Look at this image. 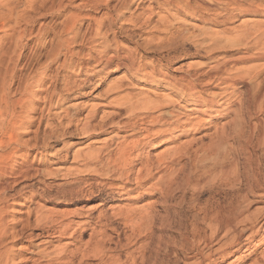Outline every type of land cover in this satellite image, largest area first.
Instances as JSON below:
<instances>
[{"label":"rangeland","instance_id":"1","mask_svg":"<svg viewBox=\"0 0 264 264\" xmlns=\"http://www.w3.org/2000/svg\"><path fill=\"white\" fill-rule=\"evenodd\" d=\"M10 1L13 3L12 6L14 9L18 11V14H25V16L23 14L25 22L24 19L19 20V23L16 25V30H25V36L18 45H14V36L10 29V26L13 24V17L10 18L11 20L8 17L4 18V20L8 18L5 22V26L7 24L6 27L9 28H7L8 30H6L5 26L3 28L4 30L0 29L2 30L0 31V45H2V51L5 53L0 54V90L2 88L1 83H4L7 91L6 100L8 102V114L4 113L5 115L0 116V123L4 118L6 125H9L6 126L7 129L14 135L12 140H8L7 138L4 139L7 144L0 147V153L7 154L8 152H15L11 155V160L8 161V170H12L13 173H9L8 177L0 175V207L5 206L4 216L6 228L10 232H14L13 235L9 234L6 238L4 246V248L8 247L9 253L12 254L13 261L11 264H28L23 260L29 257L33 250L47 246L41 244L43 240L42 237L36 236V234L39 233V229H28L23 235H18L16 233L26 219L29 211H31L30 213L36 210L42 212L55 211L54 213L58 212V214H61V212L67 213L68 215L63 218L70 220L72 219V212L75 210L82 213L91 212L92 216L97 215L100 211L105 213L106 216H112L111 212L120 205H126L128 209H131V207L144 209V207L148 205H153L155 210L157 212L159 211L158 213L156 211L154 213L156 215V219H154L156 225L154 224L153 227L146 229L141 235L135 238L131 237V243L127 244L128 240L126 236L130 234V231L125 229L122 230V227L119 225L116 226L115 224L113 230L106 231V235L112 239L109 243H105L104 241V246L106 244V247L110 248L106 256L101 255L100 258L91 256L86 260L88 264H104L110 257H119V259L123 261L125 259L130 260V254L131 257L133 255V257H137L139 260L135 259L140 264H185L187 261L195 260L197 257L190 260L187 259V257L190 251L194 252V250L197 249L199 244V242H197L199 239H197L196 230H193L196 221V224L201 227L199 223L200 216L202 215L200 208H203V206L211 210L215 208L221 209L222 207L226 208L231 205L233 200L234 202L237 200L236 195L234 196V193L229 190V188H226L227 186L223 183L224 181L221 183L216 180V183H214L215 181L212 179L213 182L210 179L209 182L206 179V181H202V177L196 179L200 163L202 165V158L200 160L199 156L196 158L192 156L193 158H191V160L188 158L182 160V162L184 161L182 163L183 170L191 176V179H187V181H190L186 182V179H184L185 174H181V178H179L180 176L177 178V182L175 181L167 197H161L159 193L147 192L146 188L149 185L147 184L143 189L139 188L137 191H131L126 196H121L118 193L113 194L110 199L101 201V205L99 199L86 201L79 199V196V198L73 197L72 199L60 198L59 189L62 187L60 185L65 183L67 179H70L68 177L61 179L60 176L47 177L42 174L33 176V173L37 170L42 171L43 169H60L64 171L67 168H71L73 164L72 154L74 151L82 148L85 149L89 145H100L102 143L101 141L104 140L103 138L109 136L108 134H104V136L101 135L93 138V141L92 139H84L80 141L81 143H76L75 145H71V147L68 146L67 140H76L75 138L77 135L74 134L75 131H71L74 130V125L72 124L67 127L68 132L66 131V125L64 126V124L67 117L64 116L65 112L63 110L66 109L65 111H69L70 113H68L72 114L71 118H75H72L73 120L80 121V118L86 113L88 107L96 103L98 105H95L98 111V119L99 116L104 114L107 110V112L112 111V108L103 105L106 103H103L104 90L108 84H121V82L129 84H125L123 91H121L122 93H119L117 96L126 92H128L126 94H133V92L138 93V90H141L138 88L146 86L147 83L140 81L138 77L131 72L133 71L132 69L129 70L128 67L120 64L119 57L121 55L131 54L132 58L130 60H133V66L145 65L149 67L154 61L152 64L163 67V65H159L157 59L159 56L166 55L170 52L169 55L172 58L166 68H168L171 73L179 75L184 72H191L198 67H207L215 56H234V53L238 54V52L234 47H227L225 48L226 50L224 49L225 52L223 49H221L222 51H215V53L212 54L214 57L212 56L209 58L206 57L207 54H205L202 49L196 48L187 41L185 42L183 39L185 38L184 36L188 37V35L192 36L201 32H223V34L227 35L234 34L237 29L236 27H239L241 23L264 21V16L257 14H238L235 18L224 19L219 23H214L209 21L214 17L212 13H203L205 5L201 0H174L176 3H168L166 2L167 0H128L126 1L127 4L125 2V4L122 3V0H104L102 3H99L96 8L86 6L82 3L86 0H70V2L67 0H36L32 8L27 7L28 3L26 0ZM40 1L45 2L40 4ZM88 1L91 3L93 2V0ZM24 2L26 3V7ZM189 4L192 7H196L197 11L193 13L188 11L185 6H189ZM3 11H5V8H3ZM70 14L77 15L78 19L73 29L75 33L74 39L68 45L71 52L64 54V49L58 46V42L66 38L67 33L64 31V28L69 21L68 17ZM178 26H181V29ZM184 27L187 31L184 30ZM97 28L103 33V38L106 37L105 42H101V37H97L94 41L96 43L100 42L99 46H97L98 44H96L95 47L92 46L91 40L89 43L82 42L84 39L87 40V38H91L89 36H91ZM172 33L174 34L173 37L177 35L182 38L177 37L175 39L170 35ZM169 36H171V39L168 38ZM99 51H103L107 53V55L111 54L112 60L110 65H108V69L94 73L91 69L84 66L85 64L86 66H90L92 63L88 54H90V57H95ZM63 61L64 66H62ZM128 61L129 60H125L126 63ZM260 62L263 61L254 60L247 63H237V65L239 67L241 65L250 66L260 64ZM130 63L128 65H130ZM230 65L234 66V62ZM130 73H132V76ZM37 79H40L42 82ZM64 84L74 87L72 88L74 91L70 93L72 95L67 99L58 101L56 94L57 92L60 94H63V92L65 93L63 89ZM250 86L255 87V83L254 85L253 83L252 85L251 83L238 85L239 90L242 91L241 95L243 96L241 102L243 105L246 100V106H242L241 109V115H244V117L241 116V118H245L242 120L243 125L241 124L244 131L243 137L228 140V143H231L228 144L230 147L224 149H226L225 151L228 152L229 156H231L235 162L234 164L236 166H234L236 170H234V174L236 172L239 177L235 176V174L234 179H246V175L249 174L252 168L258 173V179L262 181L264 180V155H262L264 153V144L262 145L263 147L257 145V134L263 137L261 134L264 133V108L260 110L259 108H255L257 102L255 103L251 100L250 96L254 95L253 91L256 88L253 89ZM135 88H137V90ZM132 90L133 92H130ZM251 90L253 93L250 95L249 91L251 93ZM247 91L248 94L245 93ZM70 94H64L63 96L66 97ZM248 96L250 99H248ZM112 97H114V95ZM247 100L249 102H247ZM251 101L252 103H250ZM247 103L249 105L251 104L249 108L247 107ZM2 105L4 104L2 103ZM235 106L238 107L239 104L238 106L235 104L234 107ZM252 106H254V108ZM60 109H62V111L58 112ZM247 114L253 117L251 116V118L249 115L248 118ZM62 116L63 118H61ZM78 118L80 120H78ZM230 118L231 116L218 117L217 115H213L212 122L209 125L201 124L198 130H195V132L192 130L193 132L191 131V133L187 132L183 134L184 136L181 135L180 138L178 137L176 141L178 143L185 142V140L188 141L187 138L190 139L189 137H191L190 140H193L194 147L196 146L195 143L198 145L206 144L209 141L208 133H211L214 130L213 128L217 126L220 127L226 121L228 122ZM200 119H202V116ZM244 121L245 123H243ZM10 123L14 124L12 125ZM251 125H255V128ZM56 127H59V129ZM56 129V133L65 131L64 134L66 136H63V138L60 137L62 140L57 138L58 141L53 140L51 141L52 143L48 141L49 147H47L44 153H37L35 149H31V146L34 144L42 146V143L46 142L45 135L47 133L53 134ZM251 129H254V131ZM3 136L0 130V140L3 139ZM99 139L102 140L98 142ZM177 142L176 144H178ZM88 143L89 145H87ZM167 144L168 143L164 142L160 147L152 148L150 146L145 148L142 150V157L152 156V158H154L158 152L164 150V148H168V146H173L175 143ZM63 145L66 147H62ZM58 147H62V149L57 150ZM221 147L218 148V151L219 149L221 150ZM224 149L222 148V153H224ZM248 151H250V155H253L255 152L257 155H254L258 158V161H252L250 170L245 162L246 156L249 154ZM213 152L214 151L210 153L212 154L211 156L210 154H208L209 156L207 155L208 158L212 159L215 157L213 154L217 151L215 153ZM218 157L216 158L218 159ZM231 157H228L226 160L228 161ZM228 162L225 161L226 164ZM206 163L210 164L211 160H207ZM192 170H195V174ZM18 172H24L25 176H19ZM162 173V169L161 171L159 170L157 174L155 173L153 182L157 181V177ZM187 173L186 175H188ZM82 178L86 179L88 177ZM93 179H95V177ZM95 180L99 181V178ZM5 181L9 182V187H6L7 189H4ZM191 181L193 182L192 184ZM186 183H189V185H185ZM56 187H58V191ZM240 187L242 188L241 185ZM52 189L54 191H52ZM56 194H58V196ZM251 199L255 198L251 197ZM203 204L207 205V207ZM251 206L252 210L253 207L259 206V204L253 202ZM196 212H199V215ZM33 217L32 215L30 219H33ZM195 219L196 221L194 222ZM159 221L162 222L160 223ZM148 230L149 232H147ZM89 232L90 231L87 230L84 235H80V239L77 243L69 245L68 250H74L87 241ZM194 232L196 233V238H194L192 234ZM116 233L119 234L118 237H116ZM202 233H204V231L201 232V234ZM205 233H207V231ZM142 234L146 236L144 235L143 237ZM65 240L66 239L55 240L46 248L48 250L56 247L57 249H61L63 246L61 244L65 242ZM140 246L142 247L140 248ZM215 246L216 245L212 244V247ZM251 250L239 254L241 259L235 264H253L252 262L255 260L258 261V259V264H260V262L263 264L264 243L259 244L254 250ZM129 252L130 254L128 256L127 254ZM233 258L232 255H228L224 261H218L216 264H227Z\"/></svg>","mask_w":264,"mask_h":264},{"label":"bare ground","instance_id":"2","mask_svg":"<svg viewBox=\"0 0 264 264\" xmlns=\"http://www.w3.org/2000/svg\"><path fill=\"white\" fill-rule=\"evenodd\" d=\"M26 1L28 3L27 7L32 8L36 0ZM67 1L70 2V0ZM103 1L104 0H93V2L91 3L90 1L86 0L82 3H84L86 6L96 8L98 4L102 3ZM126 1L128 0H122V3H126ZM201 1L205 5L203 13H212V16L214 15V17L211 16V20H208L214 23H219L224 19L235 18L238 14H257L264 16V0ZM44 2L40 1V4H43ZM166 2L176 3V1L174 0H167ZM24 4L26 7L25 2ZM12 5L13 3H11L10 0H0V29L4 30L3 28L8 18H14L13 24L12 26H10V29L13 32L12 35L14 36V45L16 46L22 41L25 36V30H16V25L19 23V20L24 19L25 22V18L23 17L24 13L18 14V11L14 9ZM185 7H187V10L191 13L197 11L196 7H192L190 4L189 6ZM3 8H5V11H3ZM203 15L201 16L205 17ZM6 17L8 18L4 20V18ZM68 18L69 21L66 23L64 28V31L67 33L66 38L58 42V46L64 49V54L71 52L68 45L74 39L75 33L73 32V29L78 19L77 15L74 14H70ZM178 27L180 28L181 26ZM7 28L8 27H6V30L9 29ZM236 28L237 29L234 34L228 35L223 34V32H201L199 34L196 33L192 36L188 35V37L184 36L185 38L183 39L185 42L187 41L188 43L194 45L196 48L202 49L204 53L207 54L206 57L211 58L213 56L212 54L215 53V51L221 49H223L224 51V49L227 47H234V49L237 50L238 54L234 53V56H213L214 58L212 59V62L210 64L208 63L209 65L207 67H198L191 72L188 71L179 75L171 73L170 70L166 68L172 58L169 55L170 52L166 55L159 56L157 59L159 65H163V67L165 68L152 64L154 61L149 65V67L145 65L133 66L134 62L132 63L133 60H130L132 58L131 54L121 55L119 57L120 64L125 65L129 70L132 69L133 71L131 72H133V74L137 76L140 81L146 82L147 85L142 86L143 88H138L141 90H138V93L136 92L137 94L132 90L130 92H133V94H126L128 93L126 92L124 93L125 95L121 94L123 96H117L119 93H122L121 91H123V87H125V84L128 83L124 84L123 82H121L120 84L118 82L119 84H116L114 82L115 84H108V86L104 90L103 95V103H106L102 104L106 105V107L108 106V108H112V111L107 112V110V113L103 111L104 114H102V112V115L99 116L98 119V111L95 107V105H97L96 103L95 105L92 104L90 107H88L86 113L82 118H80L81 120L78 118V120L80 121L76 120L77 122L72 119L74 117L71 118L72 114H69V111H65L66 109L63 110L65 112V115H63L67 117L64 124V126L66 125V131L67 127L72 124L74 125V130L71 131H75L74 134L77 135L75 138L76 140H67L68 146L71 147V145L81 143L80 141L84 139H92L93 141V138L101 135L104 136V134H108L109 136H105L100 145H89V142L87 144L89 146L87 147L86 145L87 148H82L83 150L79 149L77 151L73 150V164L71 168H67L64 171H61L60 169H43L42 171L37 170L33 173V176L42 174L47 177L60 176L61 179L68 177L70 179H67L65 183L60 185L62 186L61 189H59L60 198L72 199L73 197L79 196V199H83L86 201L99 199L101 205V201L110 199L111 195L113 194L118 193L121 196H126L131 191H137L139 188L143 189V187L147 184H149L146 188L147 192L159 193L161 197H167L170 194L171 188H173V184L175 183V181L177 182V178L181 174H185L184 179H186V182L190 181H187V179H191V176L183 170L182 163L184 161L182 162V160L184 158H188L191 160V158H193L192 156H194V158L199 156L200 160L202 158V165L200 163V168H198L199 171L196 174V179L202 177V181L208 180V182L209 179H212L215 181L214 183H216V180L220 181L221 183L224 181L223 183H225V186H227L226 188H229V190L234 193V196L236 195L237 200L235 202L233 200L231 205L227 206L226 208L222 207L223 209L220 207L221 209L215 208L211 210L210 208H204V206L203 208H200L202 215L200 214L201 216L199 219V223L201 224V227L196 224L197 221L195 219L194 222H196L194 224V230L192 229L193 231L196 230L195 232L198 236L197 239H199L197 242H199V244L197 243L198 247L194 250V252L190 251V249V254L188 255V257L186 256L189 260L193 258L195 259L196 257L197 258L195 260L187 261L188 263L185 262V264H216L218 261H224V259L228 255H232V257L234 258L227 264H235L241 259V256L239 254H242V252H247L251 249L254 250L259 246V244H263L264 180L261 179L263 182L260 181V179H258V173L252 168L250 170L252 161H258V158L255 156L257 154H255L254 152L255 155H250V151H248L249 154H247L245 162L246 165L249 166L250 171L249 174L246 175V179H234V175L236 174V172L234 174L236 165L234 164L235 162L232 157L229 156L228 152L225 151L226 149L224 148L230 147L228 145L230 143H228V140L243 137L244 131L241 124L242 120H244L245 118H241V109L242 106L244 107L246 100L243 105V103L241 102L243 95H241L242 91L239 90L238 85L246 83H251V85L253 83L254 85L255 83V87L250 86L253 89L256 88L253 91L254 93L252 92V89L251 93L249 91V94H254L252 95L253 97H250L251 100H253L255 103L257 102L258 107L254 104L252 105H254L255 108H259V110L264 108V21H253V23L244 22ZM170 35L173 37L174 34L172 33ZM171 36H169L168 38L171 39ZM89 37L91 38H87V40L84 39V41L82 42L89 43L91 40V43L93 45L91 43L90 44L94 47L96 46V44H98L97 46H99L100 44V42H94L97 37L102 38L101 42H105L106 38H103V33L100 32L99 28L95 29L93 34ZM177 37L179 38L180 36L176 35V37L174 36L173 38L176 39ZM2 50V45H0V54H5ZM102 52L103 51H99L95 57H90V54H88V57L90 58L92 63L90 64V66H86L85 64L84 67L91 69L94 73L102 72L108 69V65H110L112 60V55H107V53ZM125 60H129L131 62L130 63L128 61L130 65H128L129 63L127 62V64ZM254 60H261L263 62L250 66L241 65L239 67L237 65V63H247ZM233 62L234 66H232L233 64L230 65ZM62 66H64V61L62 63ZM131 74L132 73H130V75ZM37 80L42 82L40 79ZM122 83L124 84V86ZM1 84L2 88L0 90V116H3L5 115L4 113L8 112V102L6 100V86L4 83ZM72 88L74 87H71L68 84H64L63 89L65 93L63 92V94H60L59 92H57L56 94L58 97V101H63L70 97L72 95L70 93L74 91V89ZM135 89L137 90V88ZM245 93L248 94V91ZM64 94L70 95L65 97L63 96ZM113 95L114 97H112ZM248 99H250L249 96ZM247 102L249 101L247 100ZM2 103L4 105H2ZM250 103H252V101ZM235 104H237V106L239 104V106L234 107ZM250 106L251 104H248L247 107L249 108ZM254 106L252 107L254 108ZM60 111H62V109H60L58 112ZM213 115H217L218 117L231 116V118L228 119V122L226 121L227 123L225 122L220 127L217 126L213 128L214 130L211 133H208V143L201 145L195 143L196 146L194 147L193 140H190L191 137H189L190 139L187 138L188 141L185 140V142L180 141L181 143H178L176 141V139L178 137L180 138L181 135L187 132L191 133L192 130H194V132L195 130H198L201 124L209 125L212 122L211 120ZM249 115L247 114L248 118ZM201 116L202 119H200ZM251 116L252 115H250V117ZM242 117H244V115ZM61 118H63V116ZM243 123H245V121ZM0 124V130L4 135L3 139L0 140V147H2L3 145L7 144V142L5 143L4 139L7 138L8 140H12L14 135L7 129L6 126L9 125H6V121L4 120V118L1 120ZM10 124L13 125L14 123ZM255 125L251 126L255 128ZM56 128L59 129V127ZM251 130L254 131V129ZM56 132L57 129L54 133ZM54 133H47L45 135L46 142H43L42 146L34 144L33 146H31V149H35L37 153H44L47 147H49V142L53 140L58 141L57 138L62 140L63 136H66L64 134L65 131L56 134ZM257 135V145L263 147L264 133L261 134L263 137H260L259 134ZM100 140L102 139H99L98 142ZM164 142L168 144H175L171 147L168 146V148H164V150L158 152L154 156V158H152V156L142 157V150L150 146L152 148L160 147L164 144ZM176 142L178 144H176ZM62 147L66 146L63 145ZM62 147H58L57 150L62 149ZM220 147L221 150L219 149L218 151V148ZM222 148L224 149V153H222ZM212 151H214L213 153H215L216 151L217 152L213 154L215 155V157L210 159L208 158V154H210ZM13 153L15 152H8L7 154L0 153L1 176L8 177L9 173H13L12 170H8V161L11 160V155ZM211 155L212 154H210V156ZM262 155H264V153ZM227 156L231 157V159L228 160L229 162L226 160L228 159ZM216 157H218V159ZM207 160H211V163H206ZM225 161L228 163L226 164ZM161 169L163 170V173L157 177V181L153 182V180L155 179V173L157 174L159 170L161 171ZM186 173L188 175H186ZM18 175L25 176L24 172H18ZM235 176L239 177V175L237 174ZM82 177L88 178L85 179ZM94 177L95 179L99 178V181L93 179ZM179 178H181V176ZM4 183L5 187H3L4 189H7L6 187H9V182L5 181ZM192 183L193 182L191 181V184ZM187 184L189 185V183H186L185 185ZM240 185L242 186V188L240 187ZM57 188L58 187H56V189ZM52 191L54 190L52 189ZM56 195L58 196V194ZM251 197L255 199H251ZM253 202H257L259 206H255L251 210V205ZM205 206L207 207V205ZM155 211L156 210L153 205H148L144 207V209L132 207L131 209H128L126 205H120L116 207V209L114 208V210L111 212L112 216H106V214L101 211L98 212L97 215L92 216L91 212L82 213L75 210L72 212V219L70 220H66L65 218H63L64 216L68 215L67 213L61 212V214H58V212H56V214L54 213L55 211L42 212L40 210H36L30 213L31 211H29L26 219L21 224L20 228L16 231L18 235H23L26 230L32 228L33 230L39 229V233H37L36 236L43 238L41 244L44 246H50V243L55 240H66L61 244L63 245L61 249H57L56 247L54 249L48 250L46 248L47 246L38 248L37 250H33L31 255L23 261L28 264H88L86 260H88L91 256L97 258H100L101 255L106 256L107 251L110 249L106 247V244L104 246V241L105 243H109L112 241V239L108 237V235H106L107 230H113L115 228V224L116 226L119 225L120 227H122V230H129L130 234L126 236V239L128 240L127 244H129L131 243L132 238L141 235L143 231L153 227V225L155 224L154 219H156V215L154 214ZM4 213L5 206L0 207V264H11L13 261L12 254L9 253L7 249L8 247L4 248V246L6 238L9 236V234L13 235L14 232H10L6 228ZM32 215L34 217L33 219H30ZM159 222L161 223L162 221ZM87 230L90 231L88 233L87 241L82 243L81 246L76 247L74 250H68V246L74 243L76 244L80 239V235H84ZM203 231L204 233L201 234V232ZM206 231L207 233H205ZM147 232H149V230ZM194 233L192 234L194 238H196V233L195 235ZM118 236L119 234L116 233V237ZM212 244L216 246L212 247ZM141 247L142 246H140V248ZM129 254L130 252L127 255L129 256ZM132 257L130 254V260L128 259L129 262L126 259L124 261L120 260L119 257H110L109 260H107L104 264H140L139 262H137V260H139L137 259V257ZM258 261L255 260L252 263L258 264ZM260 264L262 263L260 262Z\"/></svg>","mask_w":264,"mask_h":264}]
</instances>
